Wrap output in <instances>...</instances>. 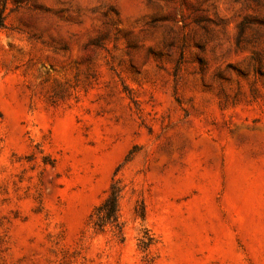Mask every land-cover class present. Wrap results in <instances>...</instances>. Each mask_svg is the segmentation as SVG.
<instances>
[{"label":"rangeland","instance_id":"374dc122","mask_svg":"<svg viewBox=\"0 0 264 264\" xmlns=\"http://www.w3.org/2000/svg\"><path fill=\"white\" fill-rule=\"evenodd\" d=\"M0 24V264H264V0H0Z\"/></svg>","mask_w":264,"mask_h":264},{"label":"trees","instance_id":"16d2710c","mask_svg":"<svg viewBox=\"0 0 264 264\" xmlns=\"http://www.w3.org/2000/svg\"><path fill=\"white\" fill-rule=\"evenodd\" d=\"M1 26V24H0ZM118 212V190L110 187L108 195L105 199L95 208L94 213L91 215L93 223L97 226H104L106 224H113L117 220Z\"/></svg>","mask_w":264,"mask_h":264}]
</instances>
